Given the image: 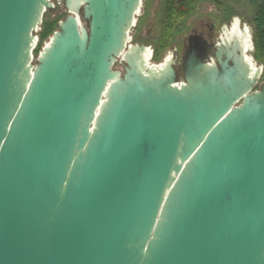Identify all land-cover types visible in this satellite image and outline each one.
<instances>
[{
	"label": "water",
	"instance_id": "1",
	"mask_svg": "<svg viewBox=\"0 0 264 264\" xmlns=\"http://www.w3.org/2000/svg\"><path fill=\"white\" fill-rule=\"evenodd\" d=\"M141 3L0 0V264H264L250 29L151 63Z\"/></svg>",
	"mask_w": 264,
	"mask_h": 264
},
{
	"label": "rangeland",
	"instance_id": "2",
	"mask_svg": "<svg viewBox=\"0 0 264 264\" xmlns=\"http://www.w3.org/2000/svg\"><path fill=\"white\" fill-rule=\"evenodd\" d=\"M201 0L194 4V8L191 14L182 18L175 30L172 32L169 42L166 47L160 50L156 56L155 53L158 49V42L161 37V23H162V9L164 0H142L140 12L136 17L134 26L132 27L130 37L131 43L145 44L149 45L153 49V57L150 60L151 63H160L163 58L168 54L176 55L177 57L183 54V35H186L189 29L191 20L194 17L202 15L204 13H214L215 10H221L223 7H231L235 10L237 15H242V22L247 25L250 29L251 39L253 34V16L260 0ZM66 11L64 10L62 4L57 5L55 8L46 10L42 18V24L39 31H37L36 36L38 38L37 45L33 51V57L35 62V57L40 50V47L47 41L48 37L58 29V22L66 16ZM235 14V15H236ZM45 24L52 25L47 35L41 39V34L45 28ZM251 50L247 52L255 65L263 66V73L260 78V83H264V55L260 60L254 57V46L252 40ZM177 69V76L182 75V71ZM115 69H121L119 64L114 66Z\"/></svg>",
	"mask_w": 264,
	"mask_h": 264
},
{
	"label": "flooded vegetation",
	"instance_id": "3",
	"mask_svg": "<svg viewBox=\"0 0 264 264\" xmlns=\"http://www.w3.org/2000/svg\"><path fill=\"white\" fill-rule=\"evenodd\" d=\"M235 14L233 8L224 6L214 13H204L194 17L188 32L183 35V53L185 49L193 47L197 48L205 59L214 60L216 47L224 38L233 37L236 43H242L247 25L242 22V15ZM181 56L177 57L178 60Z\"/></svg>",
	"mask_w": 264,
	"mask_h": 264
},
{
	"label": "trees",
	"instance_id": "4",
	"mask_svg": "<svg viewBox=\"0 0 264 264\" xmlns=\"http://www.w3.org/2000/svg\"><path fill=\"white\" fill-rule=\"evenodd\" d=\"M201 0H164L162 9L161 37L158 42L157 53L164 49L169 42L172 32L175 30L179 21L192 13L194 4ZM253 16L252 24L254 27L252 40L254 46V57L260 60L264 55V0L260 3ZM52 25L45 24L41 34L43 39L49 32Z\"/></svg>",
	"mask_w": 264,
	"mask_h": 264
},
{
	"label": "bare ground",
	"instance_id": "5",
	"mask_svg": "<svg viewBox=\"0 0 264 264\" xmlns=\"http://www.w3.org/2000/svg\"><path fill=\"white\" fill-rule=\"evenodd\" d=\"M259 7V6H258Z\"/></svg>",
	"mask_w": 264,
	"mask_h": 264
}]
</instances>
